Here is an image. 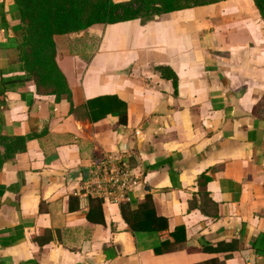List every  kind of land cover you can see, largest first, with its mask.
Segmentation results:
<instances>
[{
  "label": "crops",
  "instance_id": "1",
  "mask_svg": "<svg viewBox=\"0 0 264 264\" xmlns=\"http://www.w3.org/2000/svg\"><path fill=\"white\" fill-rule=\"evenodd\" d=\"M21 34L13 0H0V136H29L0 166V264H264V20L252 0L53 35L69 89L58 96L21 70ZM107 154L137 176L131 209L148 194L168 230L183 226L179 249L155 254L157 234L131 230L118 203L86 218L85 176ZM219 243L235 247L201 249Z\"/></svg>",
  "mask_w": 264,
  "mask_h": 264
},
{
  "label": "trees",
  "instance_id": "2",
  "mask_svg": "<svg viewBox=\"0 0 264 264\" xmlns=\"http://www.w3.org/2000/svg\"><path fill=\"white\" fill-rule=\"evenodd\" d=\"M217 1L220 0H13L22 33L17 44V60L21 70L33 80L37 93L58 96L68 93L69 89L54 60L53 35L77 32L95 23L110 24L131 19L145 22L163 13ZM252 1L264 20V0ZM172 82H175L173 76ZM118 122L125 123L124 111L118 116ZM28 137L0 136V145L4 148L0 152V166L14 153L24 149ZM100 157L95 158L94 155V161ZM88 202L86 218L103 222L98 207L101 200L88 196ZM119 211L131 230H149L157 234L159 244L153 248L155 254L179 249L185 240L183 226L168 230L165 218L154 214L148 194L134 209L130 208L129 201L119 203ZM234 247L232 243H219L201 249L215 252Z\"/></svg>",
  "mask_w": 264,
  "mask_h": 264
},
{
  "label": "built area",
  "instance_id": "3",
  "mask_svg": "<svg viewBox=\"0 0 264 264\" xmlns=\"http://www.w3.org/2000/svg\"><path fill=\"white\" fill-rule=\"evenodd\" d=\"M139 181L127 161L119 154H107L93 163L85 176V194L101 202L122 203L129 200Z\"/></svg>",
  "mask_w": 264,
  "mask_h": 264
}]
</instances>
